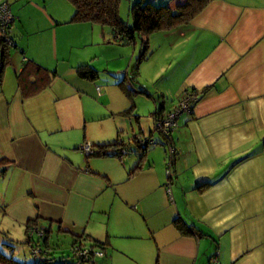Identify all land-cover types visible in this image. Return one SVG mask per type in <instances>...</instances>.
<instances>
[{
    "label": "crops",
    "instance_id": "obj_1",
    "mask_svg": "<svg viewBox=\"0 0 264 264\" xmlns=\"http://www.w3.org/2000/svg\"><path fill=\"white\" fill-rule=\"evenodd\" d=\"M150 1L175 8L188 0ZM1 2L14 16L15 43L0 75L5 251L14 255L19 242L52 248L54 232L70 246L98 240L104 251L81 262L52 250L62 264H264V0H210L189 22L151 32L144 66L135 61L140 37L119 42L110 28L73 21L68 0ZM33 63L55 73L26 93L16 74ZM80 64L97 76H79ZM193 89L199 99L158 149L148 122ZM143 104L154 107L150 118ZM125 128L135 137L127 154H101L125 145ZM83 141L95 147L85 159ZM35 218L45 231L31 242L26 222Z\"/></svg>",
    "mask_w": 264,
    "mask_h": 264
},
{
    "label": "trees",
    "instance_id": "obj_2",
    "mask_svg": "<svg viewBox=\"0 0 264 264\" xmlns=\"http://www.w3.org/2000/svg\"><path fill=\"white\" fill-rule=\"evenodd\" d=\"M68 1L74 6V13L71 18L73 21H92L106 24L112 30L115 40L119 42H128L134 40L136 37H140L143 45V50L140 53L142 57L147 48V36L151 32L173 28L189 22L210 0H188L184 4H178L175 8H171L166 4H154L150 0H135L129 6V13L131 16L130 24L119 16L118 7L120 0ZM12 46H15L14 41L11 45L0 35V75L8 62L9 48ZM27 64L24 66L25 68H23V73L16 74L19 78L20 85L24 87L27 83L26 93H32L49 84L55 71L49 70L37 63H33L32 68L28 67ZM33 68H35L34 71H32ZM76 72L79 76L88 79H93L97 76V71L89 64L78 65L76 67ZM193 90L195 91V89ZM104 148L105 147L101 149V154H117L115 151ZM36 220V218L30 219L26 222L27 240L31 242L33 238L29 234L35 226ZM174 222L181 233H191V226L180 217H175ZM95 241L96 242L91 243L90 246L102 248V244L98 240ZM77 242L81 243V240L75 239L72 244ZM3 245H6L5 247L8 248L12 247L10 241L4 242ZM52 250H54V247L47 248V253L44 257H32L31 261H27L13 256L12 251L7 252L0 246V262L2 264H62L63 260L54 258Z\"/></svg>",
    "mask_w": 264,
    "mask_h": 264
},
{
    "label": "built area",
    "instance_id": "obj_3",
    "mask_svg": "<svg viewBox=\"0 0 264 264\" xmlns=\"http://www.w3.org/2000/svg\"><path fill=\"white\" fill-rule=\"evenodd\" d=\"M14 21V16L10 10V7L8 3L1 2L0 3V35L4 37V39L7 41V43L11 44L13 43V39L10 35L11 25ZM198 100V93L195 90L186 91L182 94V96L179 98L178 103L176 106L163 113H156L153 116V130L157 131L160 135H163L165 138L169 136L174 130V128L177 126V116L181 111H190L192 109V104L195 103ZM142 141H148V142H154L150 138L146 137L142 139ZM90 142H86L85 144L81 146V149H84L86 152V155H90L94 152L92 147L89 144ZM168 145V151L169 154L173 152V147L169 143ZM115 151L117 155L121 158L124 153H126L127 149H125L122 146H118L115 149L111 150ZM169 189V188H168ZM45 231L44 226H34L32 230L30 231L31 234L36 232L40 235H42ZM30 250L33 255V257H44V255L47 253V247L42 248L41 246L30 243ZM71 251L73 253V257L77 261L81 262H92L96 257H101L104 255V251L100 247L96 246H90L85 245L80 242L74 243L71 246Z\"/></svg>",
    "mask_w": 264,
    "mask_h": 264
},
{
    "label": "rangeland",
    "instance_id": "obj_4",
    "mask_svg": "<svg viewBox=\"0 0 264 264\" xmlns=\"http://www.w3.org/2000/svg\"><path fill=\"white\" fill-rule=\"evenodd\" d=\"M135 0H120L119 1V7H118V11H119V16L121 17V19H123L125 22H127V23H131V16H130V13H129V6H130V4L131 3H133ZM72 4V3H71ZM85 22H89V23H91V24H94V25H96L97 27H99V28H102L103 30H107L108 31V29L110 28L108 25H106V24H102V23H99V22H92V21H85ZM136 39H138V37H136ZM92 48H93V50L95 51V52H97V53H102L103 52V50H104V45H94V46H92ZM103 60H104V62L106 63L107 61L104 59V58H100V59H98L97 60V63L99 64V65H104V62H103ZM141 60V63L143 64V66H144V63H145V61H144V59H143V56L141 57L140 56V54L138 53L137 54V58H135V61H140ZM109 64L112 66V67H114V64H112L111 62H109ZM143 66H142V70H141V77L143 78V76H145L146 78H143V79H147V76H146V71L148 72V68L146 69V71L143 69ZM102 69H105V68H103L102 67ZM103 71L104 70H102V74H105V73H103ZM146 81H148V80H146ZM141 83V82H140ZM145 83H147V82H145ZM142 85H144V83H141ZM148 84L150 85V86H152V84H151V82L150 81H148ZM148 90V92H149V89H147ZM148 92H143V93H141V94H138V96H141L142 98H144V99H147V100H151L152 101V98H151V96H149V93ZM153 103V102H152ZM153 109H154V107L152 106L151 108H150V106L149 105H146V104H143V106H142V111H143V113L148 117V118H150V113H152V111H153ZM143 121H146L145 120V118H143ZM148 124H149V128H150V126H151V129L153 130V121L152 120H150V122H148ZM148 128V129H149ZM156 133L157 134H155L156 136H159L158 138H159V140H157L158 141V145H157V148L158 149H160V150H163L164 149V143H163V139H162V137L160 136V134L156 131ZM132 135L130 134V132H129V130L127 129V128H125V130L123 131V133H122V142L123 143H125V145L124 146H122V147H124L125 149H127L128 150V148L130 147V146H126V144H131V145H133L134 144V135L131 137ZM138 137H139V139L140 138H142V139H144V138H146V137H140V135L139 136H137V141H138ZM141 139V140H142ZM86 142H90V141H83L82 142V144H80V146L78 147V150L80 151V153L83 155V158L85 159L86 157H88V156H90V155H86V152H85V150L84 149H81V146L83 145V143L85 144ZM90 144V146L92 147V149L94 150L95 149V147H94V145L90 142L89 143ZM136 144V143H135ZM136 147H138V145L136 144L135 145ZM110 147V146H109ZM118 147V146H117ZM127 147V148H126ZM129 151V150H128ZM128 151H126V153L125 154H127V152ZM130 152H133L132 150L130 151ZM166 157V156H165ZM2 193L0 192V206L3 204V202L5 201V202H7V200L5 199L3 202L1 201L2 200ZM4 199V198H3ZM0 217H2V218H4L3 216H1L0 215ZM3 227H4V224L3 223H0V232H2V229H3ZM9 233H11L12 235H14V236H16L17 235V229L16 228H14V229H10L9 228ZM3 232H5L6 233V231L4 230ZM36 233V232H35ZM1 234V233H0ZM2 236H3V234H1ZM36 236H37V238H38V233L37 234H34L33 235V238H36ZM0 239H1V237H0ZM71 241H72V239H71V237L70 236H65V235H62V234H59V233H57V235H55L54 234V232H52V235L50 236V238H49V240H48V242L54 247V250H56L58 253H60L61 251H63V252H69V255H70V253H71V255H73V253H72V251H71ZM16 245V244H15ZM29 248V249H28ZM29 255H31V256H29ZM13 256H15V257H21L23 260H27V261H31L32 260V257H33V255H32V253H31V250H30V246L28 245V244H26V243H23V242H19V243H17V245H16V250H15V252H14V255Z\"/></svg>",
    "mask_w": 264,
    "mask_h": 264
},
{
    "label": "bare ground",
    "instance_id": "obj_5",
    "mask_svg": "<svg viewBox=\"0 0 264 264\" xmlns=\"http://www.w3.org/2000/svg\"><path fill=\"white\" fill-rule=\"evenodd\" d=\"M147 142V141H146Z\"/></svg>",
    "mask_w": 264,
    "mask_h": 264
}]
</instances>
